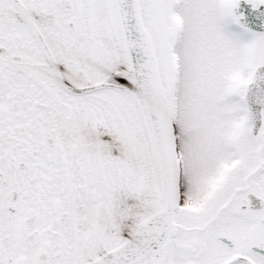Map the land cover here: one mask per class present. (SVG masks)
Returning <instances> with one entry per match:
<instances>
[{
  "label": "snow or ice",
  "instance_id": "6c2138e0",
  "mask_svg": "<svg viewBox=\"0 0 264 264\" xmlns=\"http://www.w3.org/2000/svg\"><path fill=\"white\" fill-rule=\"evenodd\" d=\"M0 264H264V0H0Z\"/></svg>",
  "mask_w": 264,
  "mask_h": 264
}]
</instances>
